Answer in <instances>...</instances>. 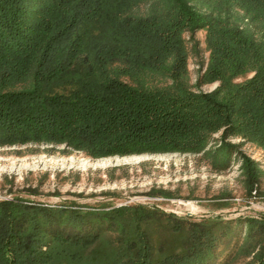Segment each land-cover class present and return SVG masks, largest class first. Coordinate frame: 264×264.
Segmentation results:
<instances>
[{"label":"trees","instance_id":"16d2710c","mask_svg":"<svg viewBox=\"0 0 264 264\" xmlns=\"http://www.w3.org/2000/svg\"><path fill=\"white\" fill-rule=\"evenodd\" d=\"M200 29L209 53L199 81H218L211 91L187 83L184 33ZM216 132L221 143L207 148ZM236 135L264 149V0H0V146L63 144L91 158L202 152L223 169ZM240 158L252 188L261 170ZM155 213L0 199V264H212L224 231L198 224L181 251L155 261L145 228ZM166 217L175 232L186 226ZM234 223L260 237L247 264H264V214ZM104 224L117 231L109 251L78 252Z\"/></svg>","mask_w":264,"mask_h":264},{"label":"rangeland","instance_id":"374dc122","mask_svg":"<svg viewBox=\"0 0 264 264\" xmlns=\"http://www.w3.org/2000/svg\"><path fill=\"white\" fill-rule=\"evenodd\" d=\"M146 7L144 4L141 9ZM184 37L188 48V86L195 91L213 90L218 81H199L209 53L205 30L185 32ZM250 75L235 81L241 82ZM145 80L150 85L168 82L156 77ZM221 140L220 132L213 133L207 148L218 146ZM225 141L236 144V148L229 165L223 169L215 168L211 158L202 152L91 158L63 144L0 146V199L15 198L64 211H107L143 205L156 212L145 225L155 261L167 253L181 251L189 226L198 224L213 226L217 235L224 231L219 236L212 264H247L260 237L244 238L243 226L234 220L264 214V149L240 135ZM240 154L251 158L261 170L252 188L245 180ZM168 214L182 218L186 226L173 231L168 222L174 219H168ZM100 228H103L100 240L78 252L103 255L109 251V240L117 236V231L106 229V224Z\"/></svg>","mask_w":264,"mask_h":264}]
</instances>
